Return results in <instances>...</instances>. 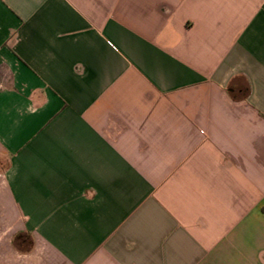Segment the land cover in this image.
<instances>
[{"label":"crops","instance_id":"obj_1","mask_svg":"<svg viewBox=\"0 0 264 264\" xmlns=\"http://www.w3.org/2000/svg\"><path fill=\"white\" fill-rule=\"evenodd\" d=\"M0 264H264V0H0Z\"/></svg>","mask_w":264,"mask_h":264}]
</instances>
